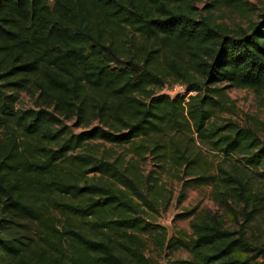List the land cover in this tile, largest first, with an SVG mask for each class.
Instances as JSON below:
<instances>
[{"label":"trees","instance_id":"1","mask_svg":"<svg viewBox=\"0 0 264 264\" xmlns=\"http://www.w3.org/2000/svg\"><path fill=\"white\" fill-rule=\"evenodd\" d=\"M196 11L0 0V264H160L145 236L189 254L165 264H264V141L219 122L226 89L264 91V16L232 30ZM165 174L184 199L211 187L222 213H181L192 234L168 238L146 210L168 208Z\"/></svg>","mask_w":264,"mask_h":264},{"label":"rangeland","instance_id":"2","mask_svg":"<svg viewBox=\"0 0 264 264\" xmlns=\"http://www.w3.org/2000/svg\"><path fill=\"white\" fill-rule=\"evenodd\" d=\"M193 5L197 8L198 17H206L211 19L213 23L223 27L236 30L238 27L248 28L252 22H257L264 16V0H191ZM225 86V85H222ZM186 91V86L180 82L169 78L167 86L163 90L164 93L172 97L178 94H183ZM229 97V110L219 114V122L224 123L233 121L242 127H253L257 130V134L264 141V91H253L246 89H239L230 87L226 89ZM33 106V102L25 94L21 95L19 107L29 108ZM207 157L211 160L214 155L206 151ZM143 171L148 174L156 170L153 166V160L148 159L147 164L142 165ZM161 202L163 199H169L170 203L165 210L160 208L159 212L151 213L159 225L167 230L168 238L172 236H179L180 233L191 235L189 220H180L178 215L190 210L198 212L209 209L212 211H220V207L214 200L211 187H201L195 189H188L185 191L186 198L181 197L182 184L173 174H165L163 177ZM260 186L264 184L263 179H259ZM230 223V221H229ZM261 228L264 229V221L260 218L258 221ZM257 236L260 235L255 229ZM261 242L264 243V237ZM145 253L147 257L153 258L160 264H165L168 259H188L189 254L184 250L169 253L168 250L163 249L157 241L156 237L145 236ZM263 261V260H259Z\"/></svg>","mask_w":264,"mask_h":264}]
</instances>
